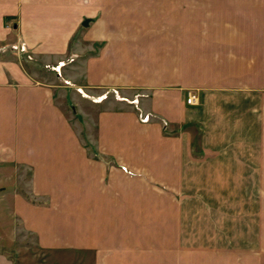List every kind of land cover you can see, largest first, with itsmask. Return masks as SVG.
<instances>
[{"label":"crops","instance_id":"0c3cea01","mask_svg":"<svg viewBox=\"0 0 264 264\" xmlns=\"http://www.w3.org/2000/svg\"><path fill=\"white\" fill-rule=\"evenodd\" d=\"M0 45V173L30 174L10 211L40 248L264 264V0H0Z\"/></svg>","mask_w":264,"mask_h":264},{"label":"rangeland","instance_id":"374dc122","mask_svg":"<svg viewBox=\"0 0 264 264\" xmlns=\"http://www.w3.org/2000/svg\"><path fill=\"white\" fill-rule=\"evenodd\" d=\"M9 52V47L0 45V57L7 56ZM48 72L50 71L48 70ZM52 79H54V75ZM79 110L80 113L77 114L78 122L84 124L87 117L86 109L82 110L80 108ZM72 112L73 110L70 108L66 110V115L69 119H73ZM89 120H92V118ZM83 129L78 127L79 133L83 135L82 138H85L86 135ZM15 179L18 186L17 190L22 193L26 192L30 198L36 201L42 199L30 196V174L26 171L13 175L0 173V187L4 189L0 191V196L2 195V199H0V253L5 258L7 257L9 264H71L72 260H74L71 253L64 251L50 252L40 248L35 235L24 230L21 221L11 214L13 196L16 193L12 182ZM230 192L224 191L223 196L229 197Z\"/></svg>","mask_w":264,"mask_h":264},{"label":"built area","instance_id":"2783aa9c","mask_svg":"<svg viewBox=\"0 0 264 264\" xmlns=\"http://www.w3.org/2000/svg\"><path fill=\"white\" fill-rule=\"evenodd\" d=\"M198 102V97L195 94H191V93H187V97H186V103L188 105H196Z\"/></svg>","mask_w":264,"mask_h":264},{"label":"water","instance_id":"95a60500","mask_svg":"<svg viewBox=\"0 0 264 264\" xmlns=\"http://www.w3.org/2000/svg\"><path fill=\"white\" fill-rule=\"evenodd\" d=\"M87 23H88V21H87V20H85V21L83 22V25H84V26H86V25H87Z\"/></svg>","mask_w":264,"mask_h":264}]
</instances>
